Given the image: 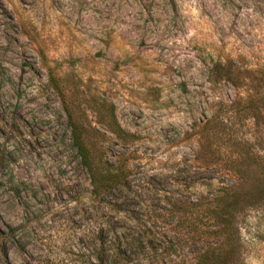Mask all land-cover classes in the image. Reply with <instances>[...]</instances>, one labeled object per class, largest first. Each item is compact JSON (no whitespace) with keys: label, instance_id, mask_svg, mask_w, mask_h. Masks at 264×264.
Returning <instances> with one entry per match:
<instances>
[{"label":"rangeland","instance_id":"rangeland-1","mask_svg":"<svg viewBox=\"0 0 264 264\" xmlns=\"http://www.w3.org/2000/svg\"><path fill=\"white\" fill-rule=\"evenodd\" d=\"M228 61L238 85L217 75ZM0 83V264H121L112 251L99 259L103 213L95 221L68 112L101 131L98 116L113 113L134 135L114 226L128 264H154L132 238L166 246L164 194L176 181L191 196L207 190L179 171L205 119L228 116L230 151L245 142L264 157V120L246 109L264 95V0H0ZM112 137L99 139L109 153L122 146ZM107 231L102 250H113ZM239 235L241 264H264V203L244 212Z\"/></svg>","mask_w":264,"mask_h":264},{"label":"trees","instance_id":"trees-1","mask_svg":"<svg viewBox=\"0 0 264 264\" xmlns=\"http://www.w3.org/2000/svg\"><path fill=\"white\" fill-rule=\"evenodd\" d=\"M220 65L215 67L220 78L234 85L241 83V78L234 80L231 76L234 63L228 61ZM246 102L251 117L258 123L264 120V95L262 99L248 98ZM67 117L72 146L89 181L90 199L98 205L95 221L103 213L94 236L100 248L99 259L105 260L112 251L121 264H128L126 253L131 251L123 248L116 234L117 218L113 213L121 207L119 195L130 192L129 176L133 168L129 166L132 156L127 146L134 135L119 126L113 113L109 117L98 116L96 121L105 127L102 131L96 126H85L79 117L69 112ZM228 119V116H214L204 120L198 132L200 145L193 152L191 162L184 163L179 170L185 178H196L197 182L206 180L207 190L191 196V184L187 186V182L176 181L174 193L164 194L166 212L175 219L171 229L173 236H168L166 246L145 245V238L138 234L132 238V247L136 251L140 247L148 248L154 264L173 261L175 264H241L239 221L247 209L264 203V157L255 158L245 142H238L235 151H230ZM107 133L121 143V150L109 153L102 145L100 136ZM204 170H213L219 175L223 171L219 183L214 184L213 178L204 179L198 175ZM135 188L138 189V185ZM104 231L111 234L113 250H102ZM2 264H8L6 257Z\"/></svg>","mask_w":264,"mask_h":264}]
</instances>
